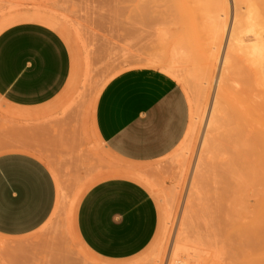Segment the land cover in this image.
<instances>
[{"label": "rangeland", "instance_id": "374dc122", "mask_svg": "<svg viewBox=\"0 0 264 264\" xmlns=\"http://www.w3.org/2000/svg\"><path fill=\"white\" fill-rule=\"evenodd\" d=\"M140 1L141 0H139V2L138 0H54V2L47 6L36 8L32 6L18 5L12 3L10 0H0V33L13 25L29 23L26 21H19L5 25L6 23L1 21L2 16H7L10 12V14H14L17 11L21 13L38 11L41 15L50 17L54 22L55 27L50 29L55 31L64 40L71 53V75L65 89L51 104V110L55 113L56 120L64 119L68 115L72 116L74 118L73 120H75L73 127L78 129L79 139L86 144V148L82 149L74 156H71L70 154L53 155L49 152H45L46 150L40 147L34 150V155L49 167L54 178L56 177L60 182L62 193L64 195V203L62 202L64 206H61L62 208L60 210L58 209L60 207H58L56 209L57 211H54L47 223L29 236L15 239L0 237V264H107V261L99 260L83 248L74 228L70 225V222L67 219V213L69 209L76 208L81 196L92 184L106 178H111L109 173L112 171L123 170L126 168H132L133 170H136V172H139L143 175L145 181L151 185L149 188L145 183H140L149 192L156 204L158 211V226L152 241L145 250L134 258L123 262H117L116 264H165L167 262V255H169L173 248L172 246H181L183 244L185 247H191V245L194 246L196 239H198L197 236L201 233L199 231L198 233L197 230L201 229L205 231L200 236L206 235L209 226H207V224L205 225V223H208L209 225L210 221L208 215L206 213L204 215V212L201 210L200 202L198 201L199 196H196L200 194V192H204L202 191L203 188H201L202 190L199 192L198 187H202V183L206 181L209 182L214 176L215 179L217 176L223 178L221 177L222 175L225 178V182L227 180L228 183H230L229 181H232L237 184L235 187L237 190H230V195L228 194L232 200L228 196L226 199L227 205L231 204L232 208L230 207L231 209H229V205H225V208L227 206L229 211L227 212V209H224L223 214H217L214 218L217 222H213L214 227L212 228V230H215L210 232L209 237L208 233V235L203 238L200 237V239L202 238L201 241H204L208 238V241L215 242L214 235L216 233L217 237L221 235L224 237L221 236L215 239H219V241L217 240L219 243L222 240L224 241H222L223 245L218 243L219 246L222 245L223 250L220 249L221 246L219 248L215 242L216 247L222 250L223 253L221 256L223 258L221 264H264V116L262 115L263 118L260 119V125H258L247 138H244L240 133L237 136L236 131L234 133L226 132V130L224 131L223 128L220 127L219 123H216V121L219 120L217 108L213 111L211 108L213 102L212 97L214 95L213 88L205 89L202 86L198 87L195 82L183 84L181 81L178 82L165 74L159 67L145 66V61L148 58L155 57L158 58L159 61L166 62L167 57L162 51H160V48H158L157 43L153 41V39L149 37L147 38V36L143 34L139 35L137 32L139 29L138 27H142L140 23L142 20H139L138 17L141 19L144 12L148 14V10L146 9L148 7L147 5L154 8V6L151 5L157 2V6L154 8L157 12L156 9L158 8V5H161L160 7L163 8V4L169 3L168 1H170V9L172 10L171 14L170 11H168L170 9H166V13L169 12V14H165L164 10H162L163 13H161L160 16L159 13L156 15L154 10L152 12V9L148 8L151 11H149L151 14H148L151 17H149L151 20L148 19V16L144 13L148 20L146 19V16H144L142 18L144 19L142 23L145 24V21L149 23L145 24L146 27H149L148 29L143 25L146 31H149L152 28L158 27L157 25L161 27L170 26V28L172 26L175 28L177 22L180 23L182 17L187 16V14L190 15L186 17V19L190 18L192 21L195 20L196 17H192L193 13H191V10L192 12L194 10L197 14L199 11V4L197 3L198 6L196 7V4L189 0V2H192V5H195V7L186 4L190 9L194 8L189 10L190 13H187L188 7L185 6V2L187 3V1L184 2V0H165L166 2L164 1V3L162 0H155L156 2L153 0V3H151L152 0H145L146 3H141ZM159 1H161L162 4H159ZM131 2L133 4H131ZM137 2L143 6L136 5ZM130 6L131 8L135 7L131 9ZM135 8H137V10L140 8L142 11L138 12L139 14L137 17L140 26H138V24L135 26L132 25L133 16H130V13L132 15ZM160 9H158V11ZM163 9H165V7ZM179 9L181 10L180 12H178ZM173 13L176 18L182 13L179 18H177V22L175 20L176 18L171 20V16H174ZM162 14L164 16L163 19L166 18L168 22H157L158 17V21H161ZM128 16L130 17L129 19ZM186 19L185 22L187 21V24L191 25V20L188 19V21ZM171 22H173L172 25ZM190 25H187V28ZM182 26H184V24ZM182 26L179 24L178 30L176 29V31H178L177 36L179 35L181 41L185 40V37L182 39L183 35L180 36L179 32V30L181 31V28H183ZM192 26H194V23ZM135 27H137V30ZM144 28H140L141 31L144 30ZM168 28L167 30L171 31V33L174 32L172 35L175 36L176 31L174 28ZM130 29L135 31V33L133 32L134 35L140 36L141 39L139 42L137 41L139 37L135 40L136 36L130 34ZM191 29V34L194 36L197 35V31L195 32L193 27ZM183 34H185V32H183ZM141 36H144L145 39H147L142 40ZM177 36H175L176 39ZM187 38L188 36L186 39ZM187 41L189 42V40ZM187 41H185L186 47L191 44ZM190 41L192 42V40ZM195 41L196 40H194V42ZM137 42L138 44H134ZM198 42H201L199 38ZM198 42L194 43L195 48V44H198ZM201 44L203 45L204 43ZM202 47H204V45ZM189 49L191 50L192 48ZM193 50L195 51L197 48ZM193 50L190 52L194 55L197 51L194 52ZM196 55L198 58H195V55L193 58L194 60H198H196L197 62L195 61L197 64H200L201 60L199 54ZM139 68L158 70L173 79L179 85L186 98L190 113L187 131L191 125V111L194 106L195 109H204L206 115L203 117L205 118H203L195 138H186L184 136L181 143L165 158L143 167L128 165L121 161H117L116 167H113L105 176H92L91 170L94 165L92 157L93 152L101 151V166L103 168L105 166L106 158L105 153L101 150V146L96 141L92 132L91 121L96 100L104 85L111 78L126 70ZM179 69L186 71L187 67L181 66ZM181 76L184 77V74H181ZM201 88H203V91ZM197 89L199 90V93L204 92V94H199ZM262 89L264 88L261 87L260 91L263 94ZM197 96L202 98L198 100L200 103L203 101V104H199V102L196 103L198 101ZM206 105H208V107H206ZM210 114H214V118L210 117L212 116ZM206 117H210L209 121L211 120L212 123H210V121L209 126L213 124L214 132H216L217 128L219 130V127L222 129V132L219 130L218 133H221L216 136H219L218 138L214 136L209 140L211 137L210 134L213 136V130L210 132L212 128L208 130L209 126L208 128L205 127L206 124L204 123L208 122L206 121L208 120ZM0 120L2 124V132H8V130L12 128L27 126L26 124L13 122V118L6 113V108L1 100ZM215 125L217 128H215ZM205 131H207V133ZM216 133L214 134L216 135ZM245 139H247L248 142L243 147L229 145L234 140L241 141ZM212 140H215L216 142L214 141L210 144ZM202 141L204 142V147H202L201 150L203 149L204 151H200V144ZM195 142H197L196 144L198 145H196ZM210 145L211 147H214L215 150H210ZM190 147L194 152L192 156L193 158L190 159V162L192 159L193 161L189 163V167H191H188L182 178L179 176L178 161L180 159V154ZM208 149L209 152L211 151L209 154ZM10 151H12V149L0 145V155ZM83 154H86V158L84 159L86 162L83 161L77 163L74 159L83 158ZM88 154H91L90 158ZM197 155H199V160L201 162L206 161L204 162L206 165L205 168L203 165L204 163L201 164V169L203 167L206 172L203 170V174H201L202 176L200 177L203 178V175L207 174L208 171H211L212 177L209 176V173L207 176L210 178L206 175L203 178L204 180L195 178L198 183L194 179V185H191V188L194 190L197 189V193H195L188 183H190L191 170ZM209 155L212 158H210ZM205 156L206 158L209 157L211 160L208 159V162L207 159L204 158ZM108 161L114 162L111 158H108ZM207 162L210 164L207 165ZM211 162L213 165H211ZM206 177L208 180L205 179ZM199 180H203L201 184ZM193 186H196V188ZM192 192L194 194H192ZM231 196H234L236 200ZM196 205L200 207L197 209ZM196 209L199 210L200 216ZM225 211L227 212V216ZM202 214L203 216H201ZM201 217L203 218L200 220ZM203 220L205 223H203ZM200 221L202 222L200 223ZM223 222L224 227H222ZM216 223H219L222 228ZM216 227H219L218 229L220 230ZM196 233L199 235L196 236ZM218 234L220 235L218 236ZM160 252L163 253V260L161 259L162 262H155L156 256Z\"/></svg>", "mask_w": 264, "mask_h": 264}, {"label": "crops", "instance_id": "0c3cea01", "mask_svg": "<svg viewBox=\"0 0 264 264\" xmlns=\"http://www.w3.org/2000/svg\"><path fill=\"white\" fill-rule=\"evenodd\" d=\"M10 1L36 8L54 2ZM70 75V50L52 29L29 22L0 33V100L13 122L27 125L2 132L0 120V145L12 149L0 155L2 238L35 233L55 210V178L34 150L40 147L53 155L74 156L86 148L73 127L74 118L68 115L56 120L51 110ZM91 125L106 156L103 168L101 151L93 152L91 173L105 176L117 161L143 167L173 152L186 134L189 108L173 79L155 69H131L104 85ZM83 155L74 160L86 162ZM157 226L154 200L141 184L128 178L111 177L92 184L75 210L74 230L81 245L107 264L140 254L152 241Z\"/></svg>", "mask_w": 264, "mask_h": 264}, {"label": "bare ground", "instance_id": "6f19581e", "mask_svg": "<svg viewBox=\"0 0 264 264\" xmlns=\"http://www.w3.org/2000/svg\"><path fill=\"white\" fill-rule=\"evenodd\" d=\"M143 1H145V0H141L140 2L146 3V1L145 2H143ZM162 1L164 3L165 0H162ZM185 1H187V3ZM191 1H193V3L196 4V7L199 4V11L197 10L198 11L197 14L199 15V13H200L199 16L196 14V12H194V10L192 12L191 9H194V8L190 9V7L186 6V4H189L190 6L195 7V5H192ZM191 1L189 2V0H184L185 6L189 8V9L187 8L188 11L187 10L186 11H187V13H190L189 10H191V13H193V15H194V16L192 15V17H196V19L192 21L190 18H188L191 20L190 21L191 25L187 24L188 22L187 21L185 22V19H186V17H188L190 15V14L189 15L187 14V16L182 17L183 20L181 19L182 22L180 21V23H179V22H177V18H179V16L182 13H180L177 18L175 16V14L173 13L174 16L170 15L172 18V19L171 18L170 19L173 20L176 18L175 20L177 22V25H176L177 28H176V26H175V28L172 26L170 28V26H164V27L162 26L161 27V26L157 25L158 27H155V28L151 27L152 29H150L149 31H146V29L143 27V25H145L147 22L145 21L144 22L145 24H143L142 22L144 21V19H142V18L146 15L148 16V19L151 18L148 15V14H151V13H149L150 9H148L151 7H149V5H147L148 7L146 6L147 7L146 9L148 10V14L144 12L146 15H144V13H143L141 19H140V17H138V14H139L138 12H142L140 10V8H138V10H137V8H135V10H134L135 12L132 10L133 11L132 15L130 13V16H133L132 25L135 26L136 24H138L139 20H142L140 22L142 27H138L139 28L138 30H137V27H135L137 32L139 33V35L143 34V35L147 36V38L149 37V38L153 39V41H155L157 43L158 48H160V51H162V53L165 56H167L166 62L159 61L158 58H155V57L148 58L145 61V63H146L145 66L159 67V68H161V70L165 74H167L171 78L177 80L178 82L181 81V83H183V84L188 83V82H193V83L195 82V84L198 87L202 86L205 89L213 88V91H214L213 92L214 95L212 97L213 102H212V107H211V105H210V107L212 108V111L215 110V108H217V113H219V120L217 119L218 121H216V123H219L220 127H222L224 131L226 130V132H233L234 133L236 131L237 136L240 133L243 135L244 138L245 137L247 138L248 135L258 125H260V121H261L260 119L263 118L262 115L264 116V95H263L264 89H262L263 94L260 91L261 87L264 88V0H191ZM195 1H197V2H195ZM138 2H139V0H138ZM138 2L136 3V5L139 6L140 3L138 4ZM154 2H156V1L154 0ZM168 2L171 3L170 1H168ZM147 3H148V1H147ZM151 3H153V0ZM169 3L163 4L164 5L163 8L165 7V9L160 7L161 5H158V8L156 9L157 12L154 9L157 6V2L154 3L156 5H154V4L151 5V6H154V8L153 7L151 8L152 12L154 10L156 15H158V13H159L161 16V13H163L162 10H164L165 14H169V12L166 13V11L168 9H170ZM131 4H133V3L131 2ZM159 4H162V2L159 1ZM140 6H143V5H140ZM130 8H131V6H130ZM133 8H131V9H133ZM158 9H160V10L158 11ZM168 11H170V14H171L172 10L170 9ZM180 11L181 10L179 9L178 12H180ZM129 12H130V10H129ZM178 12H176V13H178ZM10 13L7 16H2L1 21L5 22L6 23L5 25L13 24V23L19 22V21H26V22H30V23L41 24V25H44L48 28H54L55 27L54 22L52 21V19L50 17L43 16L38 11L27 12V13H21V12L17 11L14 14H10ZM183 15H184V13H183ZM147 16H146V19H147ZM137 17L139 19L138 21H137ZM129 18L130 17L128 16V19ZM156 18H157V16H156ZM158 18H157L158 23H162L163 21L164 22L167 21L166 18L163 19L164 18L163 14L161 17L162 19L160 18L161 19L160 22L158 21L159 20ZM170 19H169V21H170ZM188 19H186V20H188ZM195 21H197V22H195ZM176 22H174V23H176ZM178 23L180 24V26H182L184 24V26H182V27L185 30L181 27H180L181 31L179 30L180 36L183 35L182 39H184V37H185V40H183L184 42L181 41V38L179 37V35L177 36L178 31H176V29L178 30V26H179ZM193 23H194V26H192ZM147 24H149V23H147ZM150 24H152V23H150ZM172 24H173V22H171V25ZM187 25H190V26L187 28ZM138 26H140V25L138 24ZM191 26L193 27V30H195V32L197 31L196 32L197 35L194 36L191 34V32H190V31H192ZM145 27H146V25H145ZM194 27H196V28H194ZM132 28H133V26H132ZM140 28L141 29L144 28V30L141 31ZM146 28L148 29L149 27H146ZM167 28L168 29L174 28V30L176 31L175 36H177V39L175 38L174 35H172L174 32L171 33V31L167 30ZM182 31L185 32V34H183ZM133 32L135 33V31L131 30L130 34L134 35ZM139 35L138 36L134 35V36H136L135 40L137 39V37H139L137 40L138 42L141 39ZM187 36H188V38L186 39ZM173 37H174V39H173ZM171 38H172V40H171ZM178 38H180V39H178ZM193 38H196V39H193ZM198 38L201 42H198ZM146 39L144 36L142 37V40H146ZM187 40H189V42ZM190 40H192V42ZM194 40H196L195 42H198V44H195L196 48H197V50H195V51L193 50V49H196L194 46V43H195ZM132 41H134V40H132ZM185 41H187L188 43H191L190 46H192V47H190V46L186 47ZM138 42L134 43V44H138ZM201 43H204L203 44L204 47H202L203 45ZM188 47L192 48V49L190 50ZM198 48H200V49H198ZM189 50L190 51L193 50L194 52L197 51V53H195L194 55H195V58H198V57H196L197 56L196 54H199V58L201 60L200 64L196 63L198 60L197 59L194 60V58H193L194 55H193V53L191 54V52ZM201 50H202V52H201ZM200 54H201V56H200ZM181 66H186L187 70L185 71V70L179 69ZM181 74H184V77H182ZM202 89L203 88H201V90ZM199 90H200V88H199ZM199 90L197 89V92ZM207 91H210V90H207ZM201 93L204 94V92H200L199 94H201ZM203 94H201V95H203ZM205 94H206V92H205ZM261 96L263 99L261 98ZM197 97H198L197 100L202 99L199 96H197ZM198 102H199V100L196 103H198ZM202 102L203 101H201V103ZM201 103L199 102V104H201ZM198 107H201V106H198ZM206 107H208V105H206ZM205 115L206 114H205V111L203 108L201 110H200V108L195 109V106H194V108L191 111V119H192L191 125L189 126V129H188L187 133L185 134L186 138H192V139L195 138V135L199 130V126L202 123L203 118H205L203 116H205ZM208 115H209V112H208ZM210 115H212V114H210ZM213 116H214V114L210 117H213ZM210 117H208V118L206 117L208 119V120H206L208 122L204 123V124H206V126H205L206 128H208L209 124L212 123L211 120H210L211 122L209 121ZM215 120H216V118H215ZM212 125L213 124H211V126H209V129H208V130H210L212 128L210 132H212V130H213ZM220 127H219V130L221 131L222 129H220ZM215 128H217V126ZM217 130H218V128H217ZM217 130H216L217 133L214 132V130H213V132H212L213 136H212V134H210L211 137L209 140H211L212 137H214V136L216 137L218 134H220L222 132L221 131L220 133H218L219 130L218 131ZM205 132L207 133V131H205ZM214 133H216V135ZM199 136H201V135H199ZM218 137H216V138H218ZM215 140H212V142L210 144H212ZM197 142H195V144ZM247 142H248L247 139L241 140V141L240 140L239 141L234 140L229 145L234 146V147H243L247 144ZM196 145H198V144H196ZM191 146H192V144H191ZM202 147H204L203 141L200 144V151H204L203 149L201 150ZM210 147H211V145H210ZM209 149H208V154L211 152V151L209 152ZM212 149H214V147H211L210 150H212ZM193 153H194L193 149H191V147H190V148H187L184 152H182L180 154V159L178 161V163H179V176L182 178H183L185 172L187 171V169L189 167V163H191L193 161V159H192V161L190 162V159L193 158L192 157ZM213 153H211V154H213ZM196 154H198V153H196ZM209 157L212 158L210 155H209ZM209 157L206 158V156H205L204 158H206L208 161ZM206 159H204V160H206ZM209 160H211V159H209ZM204 162H206V161L201 162L199 160V155L196 156V158L194 160V164L192 166V170H191V177H190V181H189L190 183H188L190 188L192 187L191 185H194L193 181L195 178L196 179L197 178L203 179L205 177V175L207 176V174H209V173H210L209 176L212 177L211 171L210 172L208 171L207 174H204L203 178L200 177V176H202L201 174H203L202 171L204 170L203 167L201 169V166H202L201 164ZM208 162L206 163L207 165L210 164ZM203 165L205 168V166H206L205 163ZM211 165H213L212 162H211ZM211 167H208V168H211ZM204 171L206 172V170H204ZM109 176L110 177L128 178V179H131V180H133L139 184L145 183V185H147L149 188L151 187V185L145 181L143 175H141L139 172H136V170H133L132 168H126L123 170L112 171L109 173ZM207 177L205 178L206 180H208V178H210V177H208V178ZM221 177L224 178L223 175ZM223 178H219V176H217V178L215 179V176H214L209 182H207L205 180L206 182H204V183H202V181L204 179L199 180L200 184L202 183L203 185H201L202 187H198V191L200 192V190H202L201 188H203L202 191H204V192H202V193L200 192V194H198L196 196L197 197L199 196L198 201L200 202L201 210L204 212V215L206 213L208 215V218H210L209 225H208V223H205L203 220V223H205V225L207 224V226H209L208 232L206 231V233H207L206 235H208V233H209L208 237L210 236V232H213L215 230V229L212 230V228L214 227L213 222H217V220L215 221V219H214L215 216L217 214H220V213L223 214L224 209H227V212H228L229 209L232 208L231 204H228L229 205V209H228V207H227L228 205L226 203L227 196L229 197V195H230L229 191L230 190L232 191L233 189L237 190V188H235L237 186V184L235 182L229 181L230 183H228L227 180L225 182V178L224 179ZM196 179H195V181L198 183V181ZM55 180H56V187H57L56 190L58 192L57 193V203H56L55 210H54L56 212L57 211L56 209L58 207H60V208H58L60 210L64 206V204H63L64 203L63 202L64 201V197H63L64 195L62 193V188H61L60 182L58 181V179L56 177H55ZM189 186H188V188H189ZM198 186H200V185H198ZM193 187L196 188V186H193ZM191 189H193V188H191ZM196 190H194L195 193H197ZM236 190H234V191H236ZM192 194H194V193L192 192ZM231 197L234 198V196H231ZM234 199L236 200V198H234ZM225 205H227L226 208H225ZM199 207L197 206V209ZM75 210H76L75 207L71 208L68 210V213H67V219L73 228H74ZM197 211H198V215L200 216L199 210H197ZM197 211H196V213H197ZM227 212L225 211L226 216H227ZM201 216H203V214ZM222 217H224V216H222ZM202 218L203 217H201L200 220ZM207 221H208V219H207ZM201 222L202 221H200V223ZM218 222H221V221H218ZM216 224L218 225L219 223H216ZM203 226H204V224H203ZM219 226L221 227L220 224H219ZM222 227H224V222L222 223ZM199 229H200V227H199ZM200 230H197V232L198 231L201 232V233L198 232L200 235L205 232L203 230H201V231ZM205 230H207V229H205ZM218 230H220V229H218ZM199 234L196 233V236ZM200 235L197 236L198 239H200V237L203 238L204 236H206V235H204V236H200ZM213 235H214V233H213ZM216 235H217V233L214 235V237H215L214 241L216 242L218 247L220 248V246H221L220 249L223 250L222 245H223L224 241L222 240L223 242L220 241V243H219L218 242L219 239H217L218 241L215 240L216 238H219L222 235L219 236L220 234H218L219 237H217ZM198 239H196L195 245L194 246L191 245V247H189V246L185 247V246H183L184 244L181 246L180 245L179 246H172L173 248L171 249L169 255H167L168 257L166 256L167 257L166 263L167 264H221V261L223 260V258L221 256L223 253H222V250H220L218 247H216L215 242L208 241V238H206L204 241H201V239L200 240H198ZM218 243L222 244V245L219 246ZM162 257H163V253H161V252L158 253L156 256L155 262H159V261L162 262V260H163ZM157 264H159V263H157Z\"/></svg>", "mask_w": 264, "mask_h": 264}]
</instances>
